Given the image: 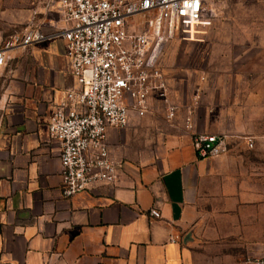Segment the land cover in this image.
Listing matches in <instances>:
<instances>
[{"label": "crops", "instance_id": "obj_1", "mask_svg": "<svg viewBox=\"0 0 264 264\" xmlns=\"http://www.w3.org/2000/svg\"><path fill=\"white\" fill-rule=\"evenodd\" d=\"M50 1L5 0L7 33L38 27L47 36L10 49L0 68V264H249L263 257L264 146L237 136L242 126L220 94H187L179 73L165 74L179 106L172 120L151 95L143 115L132 109L125 127L108 128L106 141L123 162L115 182L62 194L61 142L48 126L78 82ZM190 109L193 129L186 127ZM195 134L226 135L228 150L199 157Z\"/></svg>", "mask_w": 264, "mask_h": 264}, {"label": "built area", "instance_id": "obj_2", "mask_svg": "<svg viewBox=\"0 0 264 264\" xmlns=\"http://www.w3.org/2000/svg\"><path fill=\"white\" fill-rule=\"evenodd\" d=\"M47 6L64 23L56 34L65 40L78 82L56 105L48 126L50 137L61 142V191L70 197L93 183L115 182L123 162L111 152L107 130L125 127L132 109L143 115L149 96L163 101L169 120L175 117L179 106L169 97L160 63L165 42L176 33L184 40L198 38L200 28L212 24L213 12L209 0H51ZM46 36L31 27L6 37L0 68L10 61V49ZM186 127L193 129L191 109ZM193 145L199 157L228 150L223 134H195ZM151 214L161 216L155 208ZM247 262L264 264V256Z\"/></svg>", "mask_w": 264, "mask_h": 264}, {"label": "rangeland", "instance_id": "obj_3", "mask_svg": "<svg viewBox=\"0 0 264 264\" xmlns=\"http://www.w3.org/2000/svg\"><path fill=\"white\" fill-rule=\"evenodd\" d=\"M209 7L212 24L200 28L206 33L194 40L178 33L169 38L161 67L165 74L179 73L187 80V94L196 93L198 99L203 92L220 94V103L242 126L237 136H253L264 146V0H209ZM7 9L0 0V45L11 35ZM218 74L225 76L220 82Z\"/></svg>", "mask_w": 264, "mask_h": 264}]
</instances>
